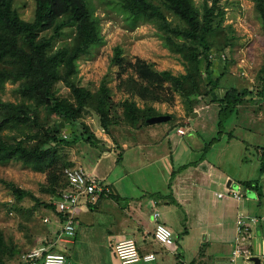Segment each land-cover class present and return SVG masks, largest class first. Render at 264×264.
Masks as SVG:
<instances>
[{"label": "rangeland", "instance_id": "1", "mask_svg": "<svg viewBox=\"0 0 264 264\" xmlns=\"http://www.w3.org/2000/svg\"><path fill=\"white\" fill-rule=\"evenodd\" d=\"M153 1L161 2V0ZM206 3L209 7L215 8V16L213 32L208 35L210 49L206 51L203 46H199L202 61L201 75L198 77V81L201 83L200 93H193L189 97L174 93V100L170 103H145L137 97L134 98L143 113L151 107L154 111L153 116L168 115L172 118L167 121V124H165L166 122L161 123L162 128H167L170 134L177 135L171 144L179 140L183 142L185 148L190 149V146L193 147L192 150L181 153V156L180 154L174 155L175 167L179 165V162H182V158L191 160L195 159L196 155H199L198 153H202V149L205 147L204 140L209 138L207 142L210 141L211 145H215L218 138L213 137L217 135L218 130L219 132L221 130L219 127L217 132L213 133V137L208 136V138L202 140L200 144L202 146H197V142L194 141L195 137L189 131L184 136L177 134L178 126L176 122L180 120V125L186 124L187 118L196 113V109L207 105L214 93L219 97H223L227 92L238 88L246 90V99L251 101L250 95L257 97L258 85L260 78L263 76L264 29L258 16L257 4L253 0H218L216 3L213 0H192L199 19L202 21L205 15L204 5ZM14 7L24 20H34L35 0H14ZM96 7V15L101 18L103 38L78 62L76 80L80 85L88 87L92 91H97L103 79L107 77L112 97L117 103V105L111 107L113 119L120 126L133 125L125 117L122 106L127 99V95L117 88L120 68L113 64L116 48L120 47L122 49L125 63L135 62L138 58H142L153 62L158 70H168L174 75L186 74L188 64L191 62L176 47L168 46L165 40L167 35L157 21L143 20L132 26L126 21L123 14L109 6L107 0H96ZM166 15L172 27L185 26V22L180 16L170 11H166ZM53 34L52 30L41 33L42 36L46 35L47 37ZM73 38V28H65L63 36H56L53 39V49L70 45ZM175 39L180 42L184 41L177 37ZM211 51H216L218 54L214 56L215 59L210 67L211 79H218V87L212 93L209 92L213 90V87L209 82L206 70L207 63L210 60L208 55ZM19 89L20 81L8 80L0 85V97L6 102H25L28 105H34L33 102H28L22 97ZM55 90L60 98H66L71 103H76L71 89L64 82L57 83ZM248 100L247 102H249ZM215 108L214 106L209 109L206 117V122L212 125H215L212 121L213 115L216 113L214 112ZM246 115L243 114V116ZM0 119H2L1 113ZM247 119L242 118V121H248ZM36 121L37 126L23 128L24 130L17 128L4 130L2 137L10 142L22 140L32 144L37 140L29 138L31 135L38 133L39 136H43L47 130L59 127L61 137L68 141L58 146V153L63 155L62 160L65 159L73 163L71 166H82L83 164L88 172L95 171L97 175L100 174V176L98 175L99 178L104 177L107 182L113 184L115 194L138 197L142 192V190H139L141 188L166 192L168 178L162 174L159 168H155L157 167V160L150 163L154 167L152 168L149 165L152 170L150 169L148 172V169L143 171L142 167H139L140 169L137 167L136 164L141 160L134 162L129 158L127 165L124 164L119 149L109 154H103L104 141L99 135L105 136L106 131L101 126L99 114L91 106L84 108L78 119L71 123L66 122L65 125L62 124L63 120L60 117L46 107L41 106L37 110ZM225 126L224 124L221 136ZM85 128L96 136L97 144L86 140ZM186 130L188 129L186 128ZM239 131L246 130L241 127ZM252 136L246 135L243 138L245 143L240 142V152L246 158H242L244 162L240 163V166L246 167V171L253 178H260L262 176L260 167L264 164V158L260 156L257 149L259 148L258 145H264V139H262L264 137L261 138L260 135L255 133ZM225 138L227 137L224 136L223 140ZM256 140L262 143H258ZM166 144L161 141L156 146L157 149H153V151L160 155ZM231 145L235 149V153L239 152L238 141H232ZM197 147L200 149L198 150ZM245 147H247V150H245ZM240 152L235 157L238 158ZM231 165L228 164L229 167ZM158 167L161 168L160 165ZM126 168H128L129 173L125 171ZM0 177L32 191L40 201H46L56 206L58 195H54L53 192L48 190L46 172L27 166L22 161H11L6 164L0 163ZM245 189L248 193V189L245 187L242 192H245ZM120 201L123 202L124 200ZM50 212H54V210L45 205L40 206L30 197L18 200L6 185L0 183V231H2L8 248L17 247L20 249V252L14 255L10 254V250L8 251V256L6 254L4 258L8 264L19 263L24 252L37 247L43 241L59 240L60 231L59 233L52 231L50 224L44 222V218L49 216ZM100 217H97L99 222H105ZM102 229L99 225L94 227L83 226L80 236L75 239V243L70 244V246L74 245V249L68 251V256L66 253H62L68 258L69 264H114L106 234ZM131 237L136 240L134 236Z\"/></svg>", "mask_w": 264, "mask_h": 264}, {"label": "trees", "instance_id": "2", "mask_svg": "<svg viewBox=\"0 0 264 264\" xmlns=\"http://www.w3.org/2000/svg\"><path fill=\"white\" fill-rule=\"evenodd\" d=\"M213 1L216 3L218 0ZM253 1L257 4L258 16L264 29V0ZM107 2L110 7L123 14L132 26L143 20L157 21L167 35L165 40L168 46L176 47L191 62L186 74L174 75L168 70H158L153 62L142 58L125 63L122 49L116 48L113 64L120 68L117 88L127 95L122 106L124 115L132 126L148 124V119L154 115L151 107L143 113L134 100L135 97L145 103H170L174 100V93L183 97L200 93L201 83L198 77L201 75L202 61L199 46H203L206 51L210 49L208 35L214 28V7H209L208 3L204 5L205 15L202 21L192 0H161L160 3L153 0ZM35 5L34 20L26 21L14 7V0H0V85L8 80L20 81L22 97L34 103L31 106L25 102H6L0 97V163L22 161L27 166L46 172L48 190L59 196L68 186L64 169L73 165L65 159L62 160L63 155L58 153V146L68 142L61 137V129L56 127L47 130L43 136L38 133L31 135L29 138L37 140L32 144L22 140L10 142L2 137V132L11 128L24 130L23 128L37 126V110L41 106L60 117L63 125L78 119L84 108L91 106L99 114L101 126L109 133L110 127L117 123L111 114V107L117 103L112 97L107 77L97 91L80 85L76 80L78 62L103 38L101 18L96 15V0H35ZM166 11L180 16L185 26L172 27L167 20ZM68 27L73 28L72 43L53 49V39L63 36L64 29ZM50 30L54 33L52 36L41 35L42 32ZM175 37L184 41H177ZM216 55V51L209 53L210 60L206 66L208 79L213 87L209 91L211 93L218 87V79L213 80L210 77L211 63ZM60 81L71 89L76 103L57 95L55 85ZM256 94L259 99L264 100V67ZM246 97L247 91L238 88L227 92L223 97L212 94L210 102H218L222 106L219 112V134L222 133L226 120L235 113ZM84 132L88 142L97 144L93 133L87 128ZM0 183L6 185L18 200L30 197L40 206L53 209L62 220L65 218L58 213L55 205L40 201L32 191L1 177ZM254 183L244 184L252 187ZM9 250L11 255L20 252L17 247L8 248L0 231V264H8L4 258L6 254L8 256Z\"/></svg>", "mask_w": 264, "mask_h": 264}, {"label": "crops", "instance_id": "3", "mask_svg": "<svg viewBox=\"0 0 264 264\" xmlns=\"http://www.w3.org/2000/svg\"><path fill=\"white\" fill-rule=\"evenodd\" d=\"M250 96L251 101L246 99L225 122L222 136L219 130L217 132L219 112L222 108L218 102H209L202 108L196 109V113L187 118L184 125H180L178 120L177 134L184 136L189 131L195 137L197 146H202L200 145L202 140L210 135L213 137V133L216 132L217 135L213 138L218 140L215 145H210V141L207 142L209 138L204 140L205 147L202 153H198L195 159L182 158V162H179L177 167L174 166V155L181 156V153L190 151L193 147L185 148L183 142L179 140L173 142L172 146L171 142L177 135L170 134L167 128L161 127V123H148L139 127L112 125L108 134L105 132V136L99 135L104 141L103 154L119 149L124 164L127 165L129 158L134 162L141 160L136 164L137 167H142L143 171L148 169V172L151 169L149 165L154 167L150 163L157 160L155 168H159L168 178L166 192L141 188L139 190L142 192L138 197L120 196L115 194L113 184L107 182L104 177L99 178L100 174L98 176L95 171L89 172L109 185L110 192L101 196L96 204L83 202L79 205L74 213L77 223L75 237L66 238L59 234V240L41 243L47 245L53 252L66 253L68 256V251L74 249V245L70 246V244L75 243L83 226L99 225L106 234L114 264L121 263L116 258L113 243L125 236L136 238L141 254L156 255L154 261L143 262L144 264H191L192 262L213 264L216 260L227 259L237 236L238 216L240 214L264 216V164L260 167L262 172L260 178H253L246 171V167L240 166V163L244 162L242 159L244 156L240 152V142L245 143L243 138L246 135L253 137L254 133L261 138L264 137V100L254 95ZM214 106L216 113L211 120L215 125H212L206 122V117L208 110ZM243 114L247 115L243 116ZM245 117L248 121H242V118L246 119ZM241 127L246 131H239ZM181 128H185V133L179 132ZM224 136L227 137L225 140H223ZM161 141L167 144L160 155H157L153 149H157L156 146ZM232 141L239 142L238 158L235 156L239 152L235 153L231 145ZM258 143L262 142L258 141ZM258 146L257 152L264 158V145ZM228 164L232 165L229 167ZM159 165L161 168L158 167ZM125 171L129 173L128 168ZM245 182L255 183L254 186L248 187ZM236 183L248 189V193L245 189L246 193L243 192V198L240 200L227 194L229 185ZM219 193L223 196L219 197ZM155 211L161 213L159 221L168 225L175 233L176 242L170 247L160 244L154 238ZM98 216H101L100 219L105 222H99ZM46 217L49 218L47 223L50 224V229L59 233L62 227L61 217L55 211L50 212ZM245 246L250 247L255 254L254 257H258L261 264H264V226L256 228ZM237 264H244V261L241 259Z\"/></svg>", "mask_w": 264, "mask_h": 264}, {"label": "built area", "instance_id": "4", "mask_svg": "<svg viewBox=\"0 0 264 264\" xmlns=\"http://www.w3.org/2000/svg\"><path fill=\"white\" fill-rule=\"evenodd\" d=\"M180 133H185L184 129H179ZM64 176L68 186L58 196L56 207L58 213L65 218L62 220L60 236L73 238L76 236L77 223L74 217L76 209L83 202L96 204L101 195L108 194L110 187L104 181L91 175L82 165L66 167ZM243 186L239 183L230 184L228 195L235 199H242ZM223 194L219 193V197ZM161 213H153L156 220L154 238L160 244L170 247L175 244V233L168 225L159 221ZM45 222L49 218H44ZM264 226V216L240 214L237 218V236L234 247L227 259L216 260L213 264H237L243 260L244 264H254L255 254L250 247L245 246L257 227ZM113 250L116 258L121 264H135L139 262H151L156 259L154 253L141 254L137 241L131 236H125L113 243ZM20 264H69L68 258L62 253L53 252L47 245L41 243L22 254Z\"/></svg>", "mask_w": 264, "mask_h": 264}, {"label": "water", "instance_id": "5", "mask_svg": "<svg viewBox=\"0 0 264 264\" xmlns=\"http://www.w3.org/2000/svg\"><path fill=\"white\" fill-rule=\"evenodd\" d=\"M170 116L168 115H158V116H153L148 119V123L155 124V123H162L170 120ZM253 261L255 264H261V261L258 257H254Z\"/></svg>", "mask_w": 264, "mask_h": 264}]
</instances>
